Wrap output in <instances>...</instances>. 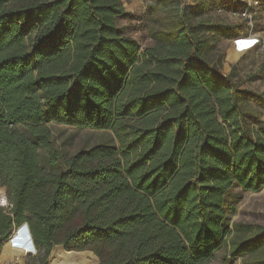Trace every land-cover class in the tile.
<instances>
[{"label": "trees", "instance_id": "trees-1", "mask_svg": "<svg viewBox=\"0 0 264 264\" xmlns=\"http://www.w3.org/2000/svg\"><path fill=\"white\" fill-rule=\"evenodd\" d=\"M172 2L139 52L116 25L122 0H0V185L12 204V216L0 208V241L26 222L41 264L55 244L51 264L96 262L74 251L84 249L100 264H208L224 242L229 257L264 264V226L225 223L234 188L264 186V134L247 120L264 97L211 58L210 35L246 25L195 19L220 0L149 8ZM49 122L110 129L118 146L65 159ZM41 150L63 160L58 172Z\"/></svg>", "mask_w": 264, "mask_h": 264}, {"label": "rangeland", "instance_id": "rangeland-1", "mask_svg": "<svg viewBox=\"0 0 264 264\" xmlns=\"http://www.w3.org/2000/svg\"><path fill=\"white\" fill-rule=\"evenodd\" d=\"M151 0H122L125 14L116 18V25L119 32L123 35L135 39L139 44V52L145 47H152L156 44V32L167 27L166 21L170 20L173 12V5L161 7L159 10L149 8ZM178 3V0H176ZM185 6L195 7L198 0H182ZM221 5L216 8L204 10L199 13L195 19L201 17L208 18L211 21H221L224 23L238 22L230 17L229 11L238 9L241 2L239 0H220ZM254 20L252 22V32L259 37V41H254L249 45H238V41H253L246 37L250 27L244 20H241L246 26L233 38L215 37L210 35L214 43L211 58L215 66L222 74L231 73L233 81L241 88H248L264 97V0L255 9ZM240 22V21H239ZM253 107L262 112L261 117L247 118L254 130L264 134V109L260 105L253 104ZM47 126L50 130L51 141L56 147L59 155L65 159L76 152L89 149L95 145H116L118 141L112 130H98L89 127H78L49 122ZM20 127V126H19ZM21 128V127H20ZM47 152H39L40 165L47 171L58 172L59 166H63V160L58 159L56 165H50L47 160ZM0 189L5 193L6 190L0 185ZM233 192L239 196L233 212L227 215L225 223L228 229H232L233 224L237 222L249 223L252 225L264 226V186L258 190H243L234 188ZM12 230V229H10ZM6 241H0V264H41L40 260L44 254L43 249L38 248L37 254L28 256L22 252H5ZM56 246H52L46 264L50 263L52 251ZM64 248V247H63ZM89 251L97 257V261L92 264H100L98 256L90 249L74 250ZM227 243H222L214 252L211 261L208 264H243L241 257L231 258L228 256ZM61 264H79L77 260L63 258Z\"/></svg>", "mask_w": 264, "mask_h": 264}, {"label": "built area", "instance_id": "built-area-1", "mask_svg": "<svg viewBox=\"0 0 264 264\" xmlns=\"http://www.w3.org/2000/svg\"><path fill=\"white\" fill-rule=\"evenodd\" d=\"M239 1L241 2L240 7H238V9L236 8L234 10L229 11V15L230 17L236 19L237 21L244 20L248 25L247 27H250L246 33V37L248 39L249 38L252 39L253 41H259L260 40L259 37L257 38L256 34L252 32V22L254 20V14L256 11L255 9L261 4V0H239ZM0 194L3 195L2 201H0V208L3 209V213L12 216V212H11L12 204L8 201L5 193L1 189H0ZM14 228L15 226L12 228V232ZM25 243H26V250L23 251L22 253L28 256L36 255L38 248L35 242L26 240Z\"/></svg>", "mask_w": 264, "mask_h": 264}, {"label": "clouds", "instance_id": "clouds-1", "mask_svg": "<svg viewBox=\"0 0 264 264\" xmlns=\"http://www.w3.org/2000/svg\"><path fill=\"white\" fill-rule=\"evenodd\" d=\"M16 231V234L14 236H11L12 234V230H11V234L6 238V242H9L10 246L12 248L18 249L20 250V252H23L26 250V240L32 241L34 242V238L31 232V229L29 227V225L24 222L19 226H15V228L13 229V231ZM17 237H19L18 240V244L23 245V246H14L13 245V240L17 239Z\"/></svg>", "mask_w": 264, "mask_h": 264}, {"label": "snow or ice", "instance_id": "snow-or-ice-1", "mask_svg": "<svg viewBox=\"0 0 264 264\" xmlns=\"http://www.w3.org/2000/svg\"><path fill=\"white\" fill-rule=\"evenodd\" d=\"M237 43H238V45H249L251 43H254V41H238ZM18 240H19V237H17V239H14L13 245L14 246H23V245L18 244Z\"/></svg>", "mask_w": 264, "mask_h": 264}, {"label": "bare ground", "instance_id": "bare-ground-1", "mask_svg": "<svg viewBox=\"0 0 264 264\" xmlns=\"http://www.w3.org/2000/svg\"><path fill=\"white\" fill-rule=\"evenodd\" d=\"M2 197H3V195L0 194V201H2ZM13 233L16 234V231L14 230V231L12 232V234H13ZM12 234H11V236H12ZM13 236H14V235H13ZM6 243H7V245H8V249H9V248H12V247L10 246L9 242H6ZM13 249H15V248H13ZM15 251L20 252V250H18V249H15Z\"/></svg>", "mask_w": 264, "mask_h": 264}, {"label": "water", "instance_id": "water-1", "mask_svg": "<svg viewBox=\"0 0 264 264\" xmlns=\"http://www.w3.org/2000/svg\"><path fill=\"white\" fill-rule=\"evenodd\" d=\"M66 251H68V250H66Z\"/></svg>", "mask_w": 264, "mask_h": 264}]
</instances>
